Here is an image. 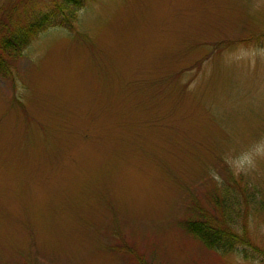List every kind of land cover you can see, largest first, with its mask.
Masks as SVG:
<instances>
[{
	"label": "rangeland",
	"instance_id": "1",
	"mask_svg": "<svg viewBox=\"0 0 264 264\" xmlns=\"http://www.w3.org/2000/svg\"><path fill=\"white\" fill-rule=\"evenodd\" d=\"M55 1L0 0V264H264V164L225 163L264 137V0H88L6 58ZM222 187L230 252L184 227Z\"/></svg>",
	"mask_w": 264,
	"mask_h": 264
},
{
	"label": "trees",
	"instance_id": "2",
	"mask_svg": "<svg viewBox=\"0 0 264 264\" xmlns=\"http://www.w3.org/2000/svg\"><path fill=\"white\" fill-rule=\"evenodd\" d=\"M88 0H59L49 7L25 14L19 18L14 28L8 31L2 41L1 50L6 58H17L30 41L51 28L72 30L77 22L78 13ZM6 59L0 53V74L6 70ZM223 202L219 204V216L212 219H190L184 223L185 229L198 239L207 249L230 252L237 242V231L230 215L236 197L227 194L228 188L222 187ZM221 207V208H220ZM231 207V208H230Z\"/></svg>",
	"mask_w": 264,
	"mask_h": 264
},
{
	"label": "clouds",
	"instance_id": "3",
	"mask_svg": "<svg viewBox=\"0 0 264 264\" xmlns=\"http://www.w3.org/2000/svg\"><path fill=\"white\" fill-rule=\"evenodd\" d=\"M234 175H248L261 170L264 164V137L257 139L247 149L225 158Z\"/></svg>",
	"mask_w": 264,
	"mask_h": 264
}]
</instances>
